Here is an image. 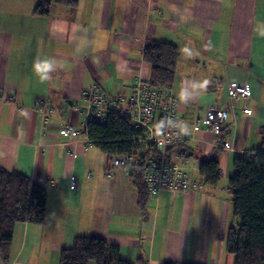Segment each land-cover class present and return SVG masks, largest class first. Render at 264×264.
<instances>
[{"label":"crops","instance_id":"obj_1","mask_svg":"<svg viewBox=\"0 0 264 264\" xmlns=\"http://www.w3.org/2000/svg\"><path fill=\"white\" fill-rule=\"evenodd\" d=\"M38 1L0 0V167L45 188L46 215L42 225L16 224L10 260L0 254V264H60L61 251L78 236L104 238L135 264H235L226 251L237 225L229 183L234 160L263 141L264 0H78L74 7L53 4L48 15L34 12ZM152 41L181 53L170 87L177 124L193 138L181 165L197 185L142 202L132 175L112 167L84 131H61L83 130L76 105L85 104L84 91L129 96L138 79L150 80L144 51ZM37 59H54L50 80L33 72ZM203 81L205 88H193ZM233 82L249 83L246 102L229 99ZM212 106L229 112V151L217 149L203 125L194 130ZM213 152L221 172L216 186L205 184L197 157Z\"/></svg>","mask_w":264,"mask_h":264},{"label":"trees","instance_id":"obj_2","mask_svg":"<svg viewBox=\"0 0 264 264\" xmlns=\"http://www.w3.org/2000/svg\"><path fill=\"white\" fill-rule=\"evenodd\" d=\"M77 3L78 0H39L34 12L48 15L53 4L74 7ZM180 56L178 46L172 43L149 42L144 59L152 69L151 82L170 87L176 78ZM85 130L90 142L110 159L116 155H137L132 181L139 190L142 202H145L148 194L143 176L146 157L139 154L138 141L142 130L135 128L129 119L115 114L110 115L105 124L88 123ZM262 134L261 148L251 157L239 156L234 160L235 172L229 183L237 225L229 230L226 251L234 256L235 264H264V129ZM197 157L205 184L216 186L221 179L218 153ZM46 207L45 188L34 184L22 173L8 172L0 167V254L5 262L10 260L16 224L42 225ZM91 263L135 264L122 257L118 246L94 236H78L71 248H64L60 253V264Z\"/></svg>","mask_w":264,"mask_h":264},{"label":"built area","instance_id":"obj_3","mask_svg":"<svg viewBox=\"0 0 264 264\" xmlns=\"http://www.w3.org/2000/svg\"><path fill=\"white\" fill-rule=\"evenodd\" d=\"M252 95L249 83L233 82L229 85L231 101H247ZM85 104L76 108L85 109L86 120L81 124L85 129L88 123L105 124L112 114H119L131 121L135 128L144 132L139 138L140 155H144L143 176L149 196L156 197L161 192H187L196 183H191L188 174L181 165L184 154L174 148L187 145L192 137L182 134L178 122V101L169 86H158L147 79H138L129 96L109 97L97 88L83 92ZM245 107V105H244ZM248 115L252 111L245 108ZM228 111L225 108L212 106L204 118H196L194 130L204 126L218 139L215 147L229 151L231 144L226 141L229 131L225 129ZM84 129V130H85ZM66 136H83L74 126L66 125L62 129ZM170 146L171 149L167 150ZM112 167H123L128 174H134L136 155H116L112 159ZM75 186V184H74Z\"/></svg>","mask_w":264,"mask_h":264},{"label":"clouds","instance_id":"obj_4","mask_svg":"<svg viewBox=\"0 0 264 264\" xmlns=\"http://www.w3.org/2000/svg\"><path fill=\"white\" fill-rule=\"evenodd\" d=\"M261 35H264V32H261ZM181 51L187 56H192V51L188 47L183 48ZM32 70L39 77L41 82L48 81L52 78L50 73L55 71V61L54 59H37L32 65ZM207 83V81H203L202 83L193 85V88H205L207 86ZM189 96L190 93L187 88L181 90V97L185 101L188 99Z\"/></svg>","mask_w":264,"mask_h":264},{"label":"rangeland","instance_id":"obj_5","mask_svg":"<svg viewBox=\"0 0 264 264\" xmlns=\"http://www.w3.org/2000/svg\"><path fill=\"white\" fill-rule=\"evenodd\" d=\"M100 91V90H99ZM102 92V91H101ZM103 94H105L104 92H102ZM108 96V95H107ZM110 97V96H109ZM81 106H83V105H81ZM222 108V107H221ZM224 108V107H223ZM228 111V110H227ZM85 112H86V110L85 109H82V111H81V113L85 116V119L84 120H86L87 118H86V115H85ZM178 113V112H177ZM247 114V113H246ZM115 115H118V116H121V115H119V114H115ZM122 117V116H121ZM228 117H229V112H228ZM109 118V117H108ZM82 126V125H81ZM65 127V126H64ZM83 127V126H82ZM62 129H63V127H62ZM85 128L83 127V130H81V129H76L77 131H79L80 133L82 132V134L84 135V133L86 134V130H84ZM142 130V129H141ZM83 131H84V133H83ZM143 130H142V134H143ZM87 135V134H86ZM189 144H190V142L187 144V145H183V146H180V147H177V148H174V150H177V152H180V153H182V154H184L185 156H184V158L185 159H187V157L189 156V154H190V152H189ZM183 148H186L187 149V153H183V152H181L180 150L181 149H183ZM132 155H136V154H132ZM252 155H253V153H252ZM251 155V156H252ZM245 156H248V154H245ZM251 156H249V157H251ZM139 157V156H138ZM136 159H137V155H136ZM192 162L194 163L195 162V159H192ZM135 164H136V160H135V163H134V169H135ZM189 175V174H188ZM148 193V192H147ZM149 195V194H148Z\"/></svg>","mask_w":264,"mask_h":264},{"label":"water","instance_id":"obj_6","mask_svg":"<svg viewBox=\"0 0 264 264\" xmlns=\"http://www.w3.org/2000/svg\"><path fill=\"white\" fill-rule=\"evenodd\" d=\"M170 149H171V147L168 146V147H167V150H170ZM177 150H178V149H177ZM177 150H174V151H177ZM180 151L183 152V153H187V149H186V148H183V149H181ZM191 155H192V154L190 153L189 156H191Z\"/></svg>","mask_w":264,"mask_h":264}]
</instances>
